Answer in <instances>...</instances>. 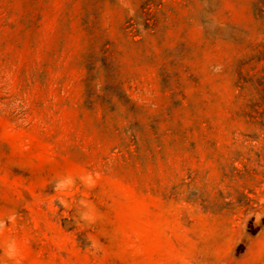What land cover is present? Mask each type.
Instances as JSON below:
<instances>
[{
	"label": "rangeland",
	"instance_id": "1",
	"mask_svg": "<svg viewBox=\"0 0 264 264\" xmlns=\"http://www.w3.org/2000/svg\"><path fill=\"white\" fill-rule=\"evenodd\" d=\"M256 0H0V264H264Z\"/></svg>",
	"mask_w": 264,
	"mask_h": 264
},
{
	"label": "trees",
	"instance_id": "2",
	"mask_svg": "<svg viewBox=\"0 0 264 264\" xmlns=\"http://www.w3.org/2000/svg\"><path fill=\"white\" fill-rule=\"evenodd\" d=\"M255 13L257 16L264 20V0H256L254 4Z\"/></svg>",
	"mask_w": 264,
	"mask_h": 264
}]
</instances>
